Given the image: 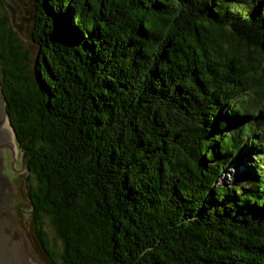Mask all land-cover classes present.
I'll use <instances>...</instances> for the list:
<instances>
[{
    "label": "trees",
    "instance_id": "trees-1",
    "mask_svg": "<svg viewBox=\"0 0 264 264\" xmlns=\"http://www.w3.org/2000/svg\"><path fill=\"white\" fill-rule=\"evenodd\" d=\"M33 7L0 87L48 261L264 264V0Z\"/></svg>",
    "mask_w": 264,
    "mask_h": 264
},
{
    "label": "rangeland",
    "instance_id": "rangeland-1",
    "mask_svg": "<svg viewBox=\"0 0 264 264\" xmlns=\"http://www.w3.org/2000/svg\"><path fill=\"white\" fill-rule=\"evenodd\" d=\"M17 1V2H15ZM1 0L0 2V13H2L8 19V25L14 30L16 36L20 39V42L24 45V47L30 52V64L34 63L37 55V46L31 40V30L33 24V13H34V0ZM11 4H10V3ZM19 4V5H18ZM14 5V6H13ZM22 7V14L21 8ZM16 15V17H15ZM8 133V131H7ZM10 136L11 134L8 133ZM13 143L17 149L15 139L13 137ZM4 164L6 166V171L9 176V180H11L12 187L15 186V195L19 196L22 199V202L11 203V210L14 211L13 215L15 217V221L22 229V236L24 237L26 243L30 247L31 253L42 263V264H52L48 261L45 254L42 252L37 238L33 232V224L31 222V206L27 196V188H26V170L24 166L21 165L20 161V152L17 149L16 152L11 150V148L4 147ZM13 153V166L15 171L11 165V154ZM22 167V168H21ZM237 171L234 169L231 172H225L223 175V180L227 181L230 179L231 175L236 173ZM45 229L48 234V239L50 241L51 247L55 252L60 250V240L56 237L52 227L49 222L45 219Z\"/></svg>",
    "mask_w": 264,
    "mask_h": 264
},
{
    "label": "water",
    "instance_id": "water-1",
    "mask_svg": "<svg viewBox=\"0 0 264 264\" xmlns=\"http://www.w3.org/2000/svg\"><path fill=\"white\" fill-rule=\"evenodd\" d=\"M20 8L22 14V7L20 6ZM6 118L9 123L5 111V97L0 87V264H42L31 253L29 245L21 234L22 229L15 221L14 211L10 208L11 203L22 202V199L15 195V186L12 187L4 164L3 148H11L9 135L5 128ZM10 128L14 137V131L11 126ZM11 161V167L14 169L13 153L11 154ZM20 161L21 165L24 166L23 154H20Z\"/></svg>",
    "mask_w": 264,
    "mask_h": 264
},
{
    "label": "bare ground",
    "instance_id": "bare-ground-1",
    "mask_svg": "<svg viewBox=\"0 0 264 264\" xmlns=\"http://www.w3.org/2000/svg\"><path fill=\"white\" fill-rule=\"evenodd\" d=\"M5 128H6V131H8V133L11 134L9 136V140H10V143H11V148H13V150L16 152L17 149H16V147H15V145L13 143V133H12V130H11L10 126H9L7 118H6V121H5Z\"/></svg>",
    "mask_w": 264,
    "mask_h": 264
}]
</instances>
